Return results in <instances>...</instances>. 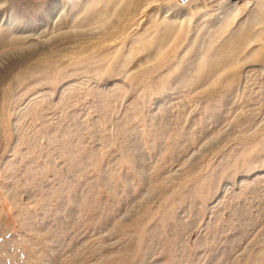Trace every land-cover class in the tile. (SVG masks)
<instances>
[{"label": "rangeland", "instance_id": "1", "mask_svg": "<svg viewBox=\"0 0 264 264\" xmlns=\"http://www.w3.org/2000/svg\"><path fill=\"white\" fill-rule=\"evenodd\" d=\"M0 264H264V0H0Z\"/></svg>", "mask_w": 264, "mask_h": 264}, {"label": "bare ground", "instance_id": "2", "mask_svg": "<svg viewBox=\"0 0 264 264\" xmlns=\"http://www.w3.org/2000/svg\"><path fill=\"white\" fill-rule=\"evenodd\" d=\"M100 1V0H99ZM92 2V1H91ZM93 3V2H92ZM85 7V6H84ZM87 8V7H86ZM91 8H93L92 6H91ZM101 13H103V12H100L99 14H101ZM99 14H98V16H99ZM101 16V15H100ZM100 16H99V18H100ZM241 36H245V34L244 33H242V32H237V34L236 35H234V37L230 40V43H229V41L227 40V42L229 43V44H225L226 45V47L228 48L231 44H235V43H237V39L238 38H240ZM232 37V36H231Z\"/></svg>", "mask_w": 264, "mask_h": 264}]
</instances>
